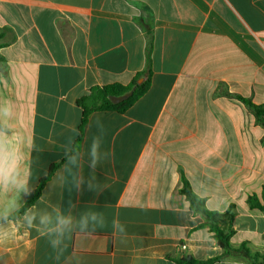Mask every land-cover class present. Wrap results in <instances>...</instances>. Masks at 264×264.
<instances>
[{
  "label": "crops",
  "instance_id": "obj_1",
  "mask_svg": "<svg viewBox=\"0 0 264 264\" xmlns=\"http://www.w3.org/2000/svg\"><path fill=\"white\" fill-rule=\"evenodd\" d=\"M132 82L146 85L141 97L123 113L89 112L79 132L80 98ZM236 96L264 104V0H0V104L33 145L34 188L57 165L40 197L65 163L73 126L86 150L99 121L109 153L94 172L99 189L50 196L63 209L75 203L74 215L95 206L105 226L74 234L58 259L46 237L21 229L0 245V264L218 256L205 217L179 193L183 179L209 211L233 207V247L264 255V211L248 203L264 202V126ZM83 175H93L86 162ZM214 264L250 262L229 255Z\"/></svg>",
  "mask_w": 264,
  "mask_h": 264
},
{
  "label": "clouds",
  "instance_id": "obj_2",
  "mask_svg": "<svg viewBox=\"0 0 264 264\" xmlns=\"http://www.w3.org/2000/svg\"><path fill=\"white\" fill-rule=\"evenodd\" d=\"M13 116L9 104H0V245L13 242L21 229H35L57 254V259L66 248V240L74 234H90L97 228L105 226L104 214L90 206L78 215L73 214L76 204L71 200L68 208L51 202L54 189L67 186L69 192L79 193L87 185L89 190L99 189L94 183L95 169L109 160V153L104 150V129L97 121V134L93 135L87 149L81 150L75 145L74 137L79 135L73 126L70 136L63 145L65 163L57 171L45 194L37 203L26 206L27 198L32 196L35 188L28 159L33 145L27 144L11 123ZM87 163L93 175L85 178L83 168ZM107 187V186H104ZM114 235L123 236L125 227L118 219H113Z\"/></svg>",
  "mask_w": 264,
  "mask_h": 264
},
{
  "label": "trees",
  "instance_id": "obj_3",
  "mask_svg": "<svg viewBox=\"0 0 264 264\" xmlns=\"http://www.w3.org/2000/svg\"><path fill=\"white\" fill-rule=\"evenodd\" d=\"M146 90V85H136L132 82L127 86L112 85L103 88H93L90 94L84 98H80L77 104L82 108V118L79 125V132L86 122L89 112L98 111H113L117 113L125 112ZM241 100L253 113L256 122L264 126V104L255 105L250 99L236 96ZM80 135L78 136L75 145L78 146ZM57 165H52L45 177H43L32 196L27 198L26 206H31L40 197L45 183L49 179L53 170ZM179 193L183 195L189 204L190 209L195 214H200L206 219V224L209 230L213 233V237L217 241L222 253L218 256L208 258L206 260H196L191 256H184L177 259L176 264H214L222 258L229 255H240L246 257L250 264H264V255L252 253L246 245L240 244L238 247H233L230 244V237L233 235L232 223L234 220L233 207H230L225 212L209 211L205 207V200L194 194L186 180H182V187ZM248 203L251 207L264 211V202L261 204L255 197H250ZM264 236V235H263Z\"/></svg>",
  "mask_w": 264,
  "mask_h": 264
}]
</instances>
